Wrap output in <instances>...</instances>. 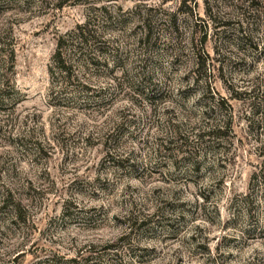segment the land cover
I'll use <instances>...</instances> for the list:
<instances>
[{
	"label": "rangeland",
	"instance_id": "obj_1",
	"mask_svg": "<svg viewBox=\"0 0 264 264\" xmlns=\"http://www.w3.org/2000/svg\"><path fill=\"white\" fill-rule=\"evenodd\" d=\"M182 1L0 0V264H264V0Z\"/></svg>",
	"mask_w": 264,
	"mask_h": 264
},
{
	"label": "trees",
	"instance_id": "obj_2",
	"mask_svg": "<svg viewBox=\"0 0 264 264\" xmlns=\"http://www.w3.org/2000/svg\"><path fill=\"white\" fill-rule=\"evenodd\" d=\"M60 1V0H58ZM185 1H193V0H183L182 3L184 4ZM213 0H202V10L203 14L205 15L207 21L209 23H213L216 21V17L214 14L211 13V10L213 8L212 2ZM60 6V5H59ZM146 19L141 21L142 29H143V35L140 39L146 40L148 38V28L149 24ZM93 41V32L90 30L89 22L84 21L79 25H76L72 31H70L66 36H61L56 40L55 50L51 57V62L53 64V67L49 69L50 76L53 75H59L61 76L60 79L62 83L67 84L69 80L73 77V79H76V75H70V65H68L65 62V55L64 52L66 50H74L76 52H80L79 54H83V49L87 48L91 45ZM205 41V35H201L199 38V45H202ZM2 45L0 44V52H2ZM203 53V51H201ZM204 55V54H203ZM9 56H12V51H9ZM84 57V58H83ZM81 58L84 59L85 64L90 65L92 58L86 57L85 55H82ZM2 77V72L0 73V78ZM67 81V82H66ZM4 82L0 79V99H1V93L3 92ZM53 86V85H52ZM85 89L86 86L82 85ZM53 88V87H52ZM225 124L224 123H214L209 124L207 127L198 129L194 137L197 139V142H200L203 138L207 143H211V141H216V144H219V140L221 138L219 137L220 134H222L225 130ZM210 141V142H208ZM252 180L258 181V179L261 181L262 184H264V173L261 171H258L256 174L252 175ZM7 203V204H6ZM7 209V212L9 213L11 221H16L17 218L20 216V206L19 203H8L6 200L0 201V207ZM107 249H110V246H108Z\"/></svg>",
	"mask_w": 264,
	"mask_h": 264
}]
</instances>
